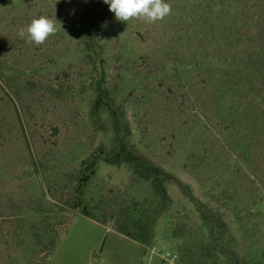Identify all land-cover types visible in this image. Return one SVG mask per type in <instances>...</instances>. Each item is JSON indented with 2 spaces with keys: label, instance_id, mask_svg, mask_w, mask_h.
Masks as SVG:
<instances>
[{
  "label": "rangeland",
  "instance_id": "obj_1",
  "mask_svg": "<svg viewBox=\"0 0 264 264\" xmlns=\"http://www.w3.org/2000/svg\"><path fill=\"white\" fill-rule=\"evenodd\" d=\"M76 1L0 0V264H165L151 248L185 264L188 244L205 246L200 210L176 185L164 184L174 206L149 246L98 218L136 199L156 208L146 200L150 182L103 162L116 146L109 103L133 152L174 175L204 216L213 213L233 258L214 254L208 264H264V0H165L172 13L154 24L117 21L97 6L106 97L78 65L83 16L67 9ZM41 15L62 28L37 46L18 30ZM59 79L68 95L49 88ZM99 151L80 195L97 218L72 211L62 223L82 163Z\"/></svg>",
  "mask_w": 264,
  "mask_h": 264
},
{
  "label": "trees",
  "instance_id": "obj_2",
  "mask_svg": "<svg viewBox=\"0 0 264 264\" xmlns=\"http://www.w3.org/2000/svg\"><path fill=\"white\" fill-rule=\"evenodd\" d=\"M103 4H105L103 0H79L76 1L72 6H67V9L70 8L75 10L76 7V12L78 11L81 14L80 19L83 16V20L80 22L78 21L80 32L78 34L76 33V49L78 51L77 61L80 63H78V65L82 66L84 72L91 80L90 87L93 92L101 97H106L107 91L105 88V83L107 80L104 76V69L100 64L102 61V56L100 55L102 51L100 50V45L98 42L101 28L98 27V22L95 19L97 6ZM75 29H72L73 33ZM32 56L34 57L35 61H43L49 65L52 64L50 57L45 58L40 54L38 56L37 52L32 53ZM63 81V79H59V82H61L60 87L59 85L50 86L49 84V88L51 90H56L63 96L68 95L69 91L66 90V87L61 88L63 85H65L62 83ZM107 105L109 106H102L112 120L114 127V141L116 146L113 148L110 155L103 157V162L114 168L123 167L124 169L133 172L140 178V182H150V185L153 189V194L151 197L146 198V200L154 202L156 204V208L155 210L142 208V206L138 205L140 202H135L137 201L136 199L135 201L131 200L132 202L130 204L122 205L118 212L112 214L111 219L101 217L98 218L102 221L112 222L116 230L127 239L132 240L141 246H149L156 238L155 226L157 220L161 217L169 216L170 208L174 206V200L170 196L168 188L171 185H176L179 188L180 194L183 193L186 197L191 199V202L195 203L198 210H200L199 212L201 213V219L208 228V237L205 246L201 249H196L188 244L183 250L181 256L182 261L185 264H208L209 256L214 254L221 255L223 253H225L226 256L233 258L231 252L226 250V246H224V244H220L221 242L216 236L215 230L217 225L214 222L213 213L210 212L208 213L207 217L204 216V213L201 211V209L204 208L203 204L195 200L194 197L189 194L188 190L182 186L180 181L174 175L159 166H155L141 155L133 152L132 148L126 144L122 136L119 134L120 132L118 130H120L121 124L118 119V113L112 108L110 103ZM110 108L113 110L110 111ZM95 123L98 126L99 122L97 119L95 120ZM99 156H102L100 151L96 154H93L88 162L82 163V165H84L85 171L82 172L79 177H77V187L73 193L74 195L72 197V202L68 205L71 212L69 213V216L67 215L68 212H61L57 215L58 218L59 215L63 214L62 223L65 222L66 219L73 216L72 211H78L80 214L89 218L97 216H94V213L87 209V204L82 202L80 195L82 194L83 189L88 186L92 177L95 175V167L98 162L96 157L99 158ZM33 169L36 170L35 165L33 166ZM166 183L167 185L170 184V186H164ZM57 223L58 222L55 221L51 224L52 226H50V229L44 232L42 241L37 243L34 249L37 248L38 250V248L41 247L42 242L54 230ZM231 262L232 264H237L234 259Z\"/></svg>",
  "mask_w": 264,
  "mask_h": 264
},
{
  "label": "clouds",
  "instance_id": "obj_3",
  "mask_svg": "<svg viewBox=\"0 0 264 264\" xmlns=\"http://www.w3.org/2000/svg\"><path fill=\"white\" fill-rule=\"evenodd\" d=\"M103 2L109 6L116 20L121 22L142 20L154 24L163 21L172 13V5L165 0H103ZM57 24L62 28V23L56 18L41 15L32 19L26 27H21L18 35L20 38H26L28 43L39 46L57 33ZM102 27H106V24Z\"/></svg>",
  "mask_w": 264,
  "mask_h": 264
},
{
  "label": "built area",
  "instance_id": "obj_4",
  "mask_svg": "<svg viewBox=\"0 0 264 264\" xmlns=\"http://www.w3.org/2000/svg\"><path fill=\"white\" fill-rule=\"evenodd\" d=\"M150 254L151 255H157L158 257H160V259L165 263V264H175L174 260L176 259V256L174 255L173 257L169 254H157L156 250L154 248H151L150 250Z\"/></svg>",
  "mask_w": 264,
  "mask_h": 264
}]
</instances>
